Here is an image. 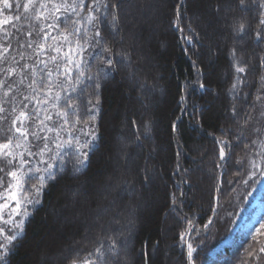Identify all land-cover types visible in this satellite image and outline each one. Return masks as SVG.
Instances as JSON below:
<instances>
[{"label": "trees", "instance_id": "trees-1", "mask_svg": "<svg viewBox=\"0 0 264 264\" xmlns=\"http://www.w3.org/2000/svg\"><path fill=\"white\" fill-rule=\"evenodd\" d=\"M220 1L228 0H170L169 25L175 34L161 30L147 51L158 61L156 68L146 64L148 76L152 77L155 71L164 74L160 79L165 95L153 96L152 117L160 125L153 131L152 118L141 109L135 89L131 91L130 109L124 110L126 114L132 111L128 115V135L134 138L132 151L141 148L142 140H148L153 132L160 143L159 160L153 169L156 176L152 203L140 216L137 233L132 237L135 264H164L165 244L171 247L174 263L188 264L185 242L190 230L189 242L194 248L191 264H264V253L260 252L264 248V229L260 227L264 225V208L249 232L240 230L242 219L250 218L255 211L253 201L258 198L264 204V0H233L243 55L239 46L230 44L232 34L226 20L216 16ZM9 2L13 8L0 11V20L10 18L7 24H0V53L8 49L0 56V68L14 67L19 71L23 64L30 67L24 75L0 73V80L11 85L9 88L0 84V143L11 141L12 150L24 153L30 165L25 169L26 187L19 193L21 214L12 217L10 209H6L0 221L4 229L0 243L11 248L8 264H119L121 237L114 223L108 229L94 228L91 239L86 241L83 227L69 222L60 225L57 216L70 201L69 187L81 186L83 192L73 210L64 209L65 216L85 214L86 201L91 208L98 204L99 186L105 175L115 174L110 167L115 153L114 130L127 101L126 82H118V76L125 74L119 40L123 0H85L83 6L79 0ZM17 2L21 5L18 10ZM244 2L247 4L242 16L239 9ZM69 5H76L73 13H67L65 8ZM195 14H200L201 19ZM176 23L182 32L177 31ZM48 24L54 27L45 39ZM221 39L227 41L221 44ZM159 42L165 44L163 50ZM55 48H60V53ZM211 57L215 58L213 62H209ZM40 61H45L47 68ZM49 71L53 73L52 80L47 77ZM33 79L40 105L32 102L33 88L29 84ZM109 81L114 87L106 85ZM229 89L232 90L228 93ZM181 96L185 97L183 105L179 103ZM24 104L28 107L24 108ZM35 107L41 108L39 119L32 114ZM182 108L187 111L182 113ZM21 111L26 113L23 123L18 120ZM48 114L51 121L45 120L41 125L40 120ZM180 116L174 134L172 125ZM144 124L148 133L143 132ZM16 127L27 129L26 140L15 132ZM42 127L54 131H41ZM33 134L51 137L55 142L45 148L46 139L37 141ZM92 139L94 143L86 149L87 166L81 170L84 157L76 147H83L80 142ZM17 144L19 148L15 147ZM65 145L76 147L64 149ZM194 146L204 151L198 154ZM146 157L142 149L134 165L136 176ZM8 159L0 154V202L7 196L8 184L13 182L7 173L18 167V156L12 166H8ZM200 166L211 169L210 173L204 169L207 195L195 187ZM49 168H53L54 176L43 181ZM138 184L146 186L140 177ZM28 199L40 202L30 206ZM119 200L125 204L126 199ZM25 211L29 213L26 217ZM165 215L172 223L164 238ZM17 226L23 228L24 234L8 244L6 237L15 235ZM181 233H186L183 240ZM151 250L155 251L153 255ZM58 252L64 257L58 259Z\"/></svg>", "mask_w": 264, "mask_h": 264}, {"label": "rangeland", "instance_id": "rangeland-1", "mask_svg": "<svg viewBox=\"0 0 264 264\" xmlns=\"http://www.w3.org/2000/svg\"><path fill=\"white\" fill-rule=\"evenodd\" d=\"M123 1L124 6L122 7L121 14L122 29H120L122 34L119 35V40L121 41L122 48L120 56L122 58L125 74L124 76H118V82L121 84L126 82V84H124V91L127 101L121 111L119 124L115 126V130L113 129L115 131V153L114 159L110 160V167L114 170L115 174L113 175L109 172L105 175L103 182L99 186L98 194L100 196L96 207H89V201H86L85 205L87 206L86 208H88L87 213L82 214L76 212V216L70 217L69 222L72 226L79 225L84 228V239H86V241L91 239V232L94 228L108 229V227L114 223L118 227V233L121 237V248L118 253V263L135 264L136 251L133 250L134 239L132 237L133 233L138 228L140 220L139 212L142 206H139V198L140 195L144 193L142 187L138 184V178L140 177L143 182L146 183V186L143 187L145 193L148 195L152 194L151 189L156 176L153 169L154 163L159 160L157 148L160 143L157 135H154V132L153 135L149 134L148 140H142L141 143L143 146L141 148L144 153H147V157L142 164H139V174L136 176V173L134 172V165L137 163L138 155L142 149L138 148L135 151H132L134 138L128 135V115L132 111L130 110V112L126 114L124 110L130 109L132 104L131 91L132 89H135V97L141 104V109L147 116L152 118L151 121L153 123V131L160 125L156 119L152 117V111L155 109L153 96L156 95L161 97L165 95L162 79H160V77L164 74L162 71H155V73L151 74L152 77L148 76L150 74L147 73L148 68H146V64L148 63L156 68L158 66V61L156 59L153 60L152 56L148 55L147 51L149 52V49L146 43L151 41L150 32H152L154 34V38H156L158 36V31L162 30V32H164L172 30L169 25L172 13H170V10H168L164 5L162 6V3L160 4L159 0ZM173 3L174 2L172 1V5ZM246 4V2L240 4L241 8L239 9V14L242 16L243 7ZM236 11L237 8L234 5L233 0H228L227 2L220 1L217 7L216 16L222 21L224 19L226 20L227 27L232 34L229 38L230 44L239 46L241 49L240 53L243 55V39L238 35L239 32L237 31L239 19L236 16ZM166 15L168 18L167 21ZM194 17L201 19L200 14H195ZM141 28L147 30V39L145 36L140 37L141 35H139L138 32ZM222 29L227 31L226 28ZM172 33L175 34L173 30ZM226 41V39H221V44H224ZM159 45L162 50L165 48L164 43L159 42ZM214 59V57H211L209 62H213ZM141 66H145L144 69H142ZM221 74L222 78H224L226 71L223 70ZM107 84L114 87L111 81L107 82L106 85ZM231 90L232 89H229L227 92L229 93ZM234 92V94L237 95V92ZM215 104L218 105V102L216 101ZM112 128H114V126ZM142 129L144 133H148V127L145 124ZM238 133H240V130H238ZM52 142H55V140L51 137L46 139L44 144L45 148H48ZM194 150L198 154L204 151L203 148L198 146H194ZM107 166L108 163L106 162V168H108ZM204 169H206L209 173L211 172L210 168H203L200 166L198 170L199 172L196 175L195 187L196 190L207 195L208 182L206 177H204ZM159 176L162 180L164 179L163 174H160V172ZM80 187L81 186H77V188L74 186L72 188L69 187V206L70 204H75L77 195L82 189ZM120 198L126 199L124 205L121 204L122 201L119 200ZM253 205L256 207L253 215L248 219H243L240 224V230L242 231L249 232L252 229L253 222L257 219L259 212L262 210L263 205L259 200H255ZM59 214H61V211L58 212V215ZM163 217L164 227L162 229V235L165 238L169 234L167 227H170L172 222L168 216L165 215ZM162 249L164 264H176L172 261L170 245L165 244ZM108 250L111 251V248L109 247ZM65 252L66 251L63 250L62 253ZM62 253L58 252L55 255L59 259L64 257V255L62 256ZM149 253L153 255L155 251L151 250Z\"/></svg>", "mask_w": 264, "mask_h": 264}, {"label": "snow or ice", "instance_id": "snow-or-ice-1", "mask_svg": "<svg viewBox=\"0 0 264 264\" xmlns=\"http://www.w3.org/2000/svg\"><path fill=\"white\" fill-rule=\"evenodd\" d=\"M0 2H2V4H3V8L0 9V11H7V10H10V9L13 8V4L10 3L9 0H0ZM84 3H85V0H79V4L81 6H83ZM15 7L18 10L21 7V5L17 2L15 4ZM27 7H28V5L25 4L24 8L27 9ZM75 8H76V5H69L65 9H67V13H73L75 11ZM65 9H63L64 12H65ZM107 10H108V6L105 5V11H107ZM56 11H61V10L60 9H56ZM177 16L179 18V10H177ZM59 19H60V17L58 16L57 20H59ZM9 20H10V18L6 17L5 19L0 20V24H7L9 22ZM174 26L176 27L177 31L182 32V29L179 28L178 23L174 24ZM46 27H47L48 31L44 32V38L48 39L49 38L48 32H50L52 30L54 25L48 24ZM42 31H43V29H42ZM66 38L67 37L64 38L65 41H66ZM257 38L259 39V34H257ZM181 39L183 40L184 37L181 36ZM189 43H191V41H189ZM28 47L31 48L32 45L29 44ZM43 48H44V45L41 44L40 45V49L43 50ZM54 51L57 52V53H60L61 49L60 48H55ZM7 52H8V49L5 48L3 50V53H0V56H3L4 53H7ZM68 52H69V54H71V50L70 49H69ZM54 58L55 57H52V59H54ZM4 60L7 61L8 57L4 56ZM17 63H19V62H17ZM40 64H42L44 66V68H47V64L45 63V61H40ZM29 67L30 66L28 64H23V65L20 66V70L19 71H17V69L14 68V67L13 68H7V67L0 68V73L5 74L6 76H12L13 73H16L17 75H24V74H26V72L29 69ZM47 77H48L49 80H52L53 73L51 71H49L47 73ZM0 84H3L6 87L11 88V85L7 84V82L5 80H0ZM35 84H36V80L33 79L32 83L29 84V87L33 88V86ZM201 90L205 91L206 89L201 87ZM37 92H38V90L33 88L32 102L35 105H40L41 101L35 98ZM24 99L27 100L29 98L25 97ZM53 100H59V99L56 98V97H53ZM44 103L46 104L47 101H44ZM179 103L181 105H183L185 103V97L184 96H181L179 98ZM23 107L27 108L28 105L24 104ZM0 111H3V109H0ZM40 111H41L40 107H35L33 109V113L32 114L35 115L36 119L40 118L39 117ZM185 111H187L186 108H182L181 109L182 113H184ZM25 116H26V113L24 111H21L20 114H19L18 120L21 123H23V118ZM181 118L182 117L180 116V117L176 118L175 122H173L172 129H173L174 134L178 130V121ZM51 119H52V117L50 115L49 116H45L43 120H40V124L44 125L45 120L51 121ZM13 123L15 124L16 121H14ZM41 131L53 132L54 129L50 128V127H48V128L42 127ZM15 132L20 134L25 140L27 139V129L26 128L23 129V131H22L21 127H16L15 128ZM33 135H34L35 140H37V141H39L40 139H48L49 138L48 136L40 137V136H36L35 134H33ZM94 140L95 139H92L91 141H89L87 143L80 142L83 147H76L75 145H65L64 146V149L76 147L77 152H79L84 157L83 163L81 165H79L81 170H83L87 166V160H88L89 152L86 151V149H88L91 146V144L94 143ZM85 141H88V136H85ZM12 147L13 146H12L11 141H9L8 143H0V154H3L5 157L10 158V159L7 160L8 166H12L13 161L17 160V156L19 157V159H18V167L16 168V170L7 173V175L11 178V181H13V182L8 184L7 196H6V198L4 199L3 202H0V221L3 220V217L5 215V210L6 209H10L9 215L12 216V217H18L21 214L22 202H21V198H20V194L19 193L23 189H25V187H26L24 181H25V179L27 177V172L25 171V169H27L29 167V165H30V161L27 160V159H24V153H22V152L21 153H15L12 150ZM15 147L19 148L20 145L17 144V145H15ZM64 149H62L61 151L63 152ZM27 155L29 157L32 156L31 152H28ZM222 160H226V157L222 156ZM52 169L53 168H49L45 172V173H47V177L43 176L42 177L43 181H44L45 178L51 179L54 176V172L52 171ZM178 172H179V166H177V173ZM36 192L39 194L40 190H38ZM214 199H215V197H214ZM39 202L40 201L36 200V199H28L27 200V204L30 205V206H35ZM173 205H174V208H175L176 207L175 202H173ZM23 215L26 217V216L29 215V213L27 211H25L23 213ZM4 222L7 223V221H4ZM260 227H261V229H264V225H261ZM192 231H195V229H192ZM3 232H4V229L2 227H0V234H3ZM23 234H24L23 228L20 227V226H17L16 234L15 235H9V236L6 237V239L8 241V244H13V242L16 241L19 237L23 236ZM185 234L186 233H181L180 238L182 240L184 239ZM186 248H187L188 264H191L192 259H193V253H194L193 244L191 242L187 243ZM10 251H11V248H9L5 244L0 243V264H8L7 257H8V254H9ZM260 252L264 253V248H261Z\"/></svg>", "mask_w": 264, "mask_h": 264}, {"label": "bare ground", "instance_id": "bare-ground-1", "mask_svg": "<svg viewBox=\"0 0 264 264\" xmlns=\"http://www.w3.org/2000/svg\"><path fill=\"white\" fill-rule=\"evenodd\" d=\"M124 2V1H123ZM159 2H160V4L162 3V6L164 5L166 8L169 6V4H170V0H163V1H161V0H159ZM158 6V5H157ZM160 31H158L157 32V34L159 33ZM139 35H141L140 37H143V36H145L146 37V39L148 38L147 36V30L146 29H143V28H141L140 30H139ZM151 34H150V40H148V41H150V42H148V43H146V45L147 46H149V44L154 40V34L152 33V32H150ZM164 96H162V98H163ZM151 184V183H150ZM153 186V185H152ZM142 187V186H141ZM142 189H143V191H144V193H145V190H144V188L142 187ZM151 189V188H150ZM82 192H83V190L82 191H80L79 192V194L77 195V199H76V201H75V204L74 205H72V204H70V206L67 204V206H66V208H64L65 210H67V212H70L71 210H73L74 208H75V206L77 205V203H79V199L82 197ZM151 192H152V189H151ZM144 193H142L141 195H140V200H139V206H142V208L140 209V212H139V215L141 216V215H143L146 211H147V209L149 208V206H150V204L152 203V200H151V198H152V194H144ZM151 196V197H150ZM150 198V199H149ZM64 209H61L60 211H61V214H59L58 216H57V219H59L61 222H60V225L63 223H67V222H69L70 221V217H68V216H65V212H64ZM73 215V214H72ZM74 216H76V214L74 215ZM141 221V218H140V220H139V222ZM70 223V222H69ZM59 227V226H58ZM137 233V232H136Z\"/></svg>", "mask_w": 264, "mask_h": 264}, {"label": "water", "instance_id": "water-1", "mask_svg": "<svg viewBox=\"0 0 264 264\" xmlns=\"http://www.w3.org/2000/svg\"><path fill=\"white\" fill-rule=\"evenodd\" d=\"M187 241H188V237H187V240H186V245H187Z\"/></svg>", "mask_w": 264, "mask_h": 264}]
</instances>
